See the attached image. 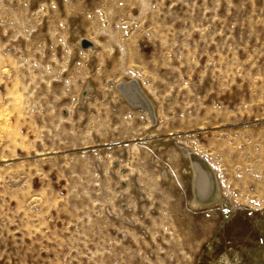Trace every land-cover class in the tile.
I'll list each match as a JSON object with an SVG mask.
<instances>
[{
    "label": "rangeland",
    "instance_id": "374dc122",
    "mask_svg": "<svg viewBox=\"0 0 264 264\" xmlns=\"http://www.w3.org/2000/svg\"><path fill=\"white\" fill-rule=\"evenodd\" d=\"M121 77L156 121L110 92ZM177 142L215 168L211 208L190 205ZM263 249L264 0H0V264H264Z\"/></svg>",
    "mask_w": 264,
    "mask_h": 264
},
{
    "label": "bare ground",
    "instance_id": "6f19581e",
    "mask_svg": "<svg viewBox=\"0 0 264 264\" xmlns=\"http://www.w3.org/2000/svg\"><path fill=\"white\" fill-rule=\"evenodd\" d=\"M78 38H81L80 35H78ZM83 40L89 42L86 43V49L81 46V42ZM93 44L94 43L86 37L79 40V47L88 53L94 49L95 45L93 46ZM109 85L111 86L110 92L120 97L123 102L128 104L131 108L143 112L151 121L157 120L156 102L148 94L146 89L140 85L139 81L134 78L121 77ZM92 91V83L87 81L84 84V90L81 94L83 97H89ZM144 134L146 137H149L148 131H145ZM172 147L178 151L180 158L185 162L186 168L184 169V173H186L190 179V205L194 208L204 209L211 208L219 203L221 200V191L215 168L202 155L193 151L186 145L177 142L176 147H174V145H172ZM160 177H162L165 181H168L169 177L165 169H163Z\"/></svg>",
    "mask_w": 264,
    "mask_h": 264
},
{
    "label": "built area",
    "instance_id": "2783aa9c",
    "mask_svg": "<svg viewBox=\"0 0 264 264\" xmlns=\"http://www.w3.org/2000/svg\"><path fill=\"white\" fill-rule=\"evenodd\" d=\"M84 48H86V47H84ZM119 166H122L120 163H118V162H114V161H112V163H111V166L110 167H112L113 169H117V168H119ZM117 167V168H116ZM120 169H122V170H124L125 168L124 167H120ZM117 170H119V169H117ZM112 172V171H111ZM120 184H122V185H126L127 186V184H126V182H124V181H121L120 182ZM125 220H127L128 221V219H127V217L125 218Z\"/></svg>",
    "mask_w": 264,
    "mask_h": 264
},
{
    "label": "water",
    "instance_id": "95a60500",
    "mask_svg": "<svg viewBox=\"0 0 264 264\" xmlns=\"http://www.w3.org/2000/svg\"><path fill=\"white\" fill-rule=\"evenodd\" d=\"M86 43H89L88 41H85V40H83L82 42H81V46L82 47H86ZM87 45H89V44H87Z\"/></svg>",
    "mask_w": 264,
    "mask_h": 264
}]
</instances>
